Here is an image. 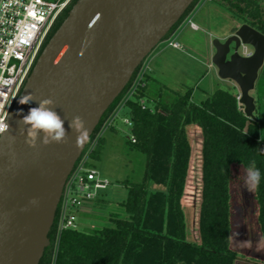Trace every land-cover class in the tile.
<instances>
[{"label":"trees","instance_id":"obj_1","mask_svg":"<svg viewBox=\"0 0 264 264\" xmlns=\"http://www.w3.org/2000/svg\"><path fill=\"white\" fill-rule=\"evenodd\" d=\"M196 1L170 33L178 28ZM211 1L240 20L241 25L247 24L264 35V0ZM70 7L56 21L46 41ZM140 67L103 114L75 165L85 159L84 166L92 168V163L100 160L105 139L95 138L96 132L122 102L118 113L122 111L123 118L130 121L134 140H128L129 150L144 157L140 180H125L123 184L127 196L118 207L127 217L110 214L108 227L67 229L56 238L59 203L48 234L49 246L39 264H246L238 258L228 240L231 236V168L245 171L255 160L261 171V182L253 198L257 205L258 230L260 236L264 235V112L259 98L255 100L253 121L244 116L232 89H216L200 104L191 101L193 91L187 89L183 93L173 92L171 100L166 102L162 99L168 91L165 86L158 87L155 97L149 96L151 77L144 72L131 89L132 98L125 99ZM261 72L264 74V66ZM149 101L151 106L145 104ZM189 125L196 126L201 133L198 243L185 239L181 203L191 156L186 132ZM108 129L115 131L111 124ZM101 191L93 202V208L100 210L104 208Z\"/></svg>","mask_w":264,"mask_h":264},{"label":"water","instance_id":"obj_2","mask_svg":"<svg viewBox=\"0 0 264 264\" xmlns=\"http://www.w3.org/2000/svg\"><path fill=\"white\" fill-rule=\"evenodd\" d=\"M73 1L40 48L7 115L8 130L0 135V264H39L66 182L87 145L75 146L77 134L68 121L82 117L90 138L137 68L194 2ZM211 46L217 77L237 87L238 105L247 119L255 120L250 92L264 66V35L242 24L223 41L213 39ZM242 47L251 53L239 54ZM28 93L37 101H54L65 120L66 142L26 143L29 126L18 121L37 105L18 100Z\"/></svg>","mask_w":264,"mask_h":264},{"label":"rangeland","instance_id":"obj_3","mask_svg":"<svg viewBox=\"0 0 264 264\" xmlns=\"http://www.w3.org/2000/svg\"><path fill=\"white\" fill-rule=\"evenodd\" d=\"M188 18L197 26V31L190 29ZM240 25V20L231 17L225 9L211 0H197L178 28L169 32L165 40L161 41L145 58L124 98L131 97V89L140 75L145 72L151 77L148 86L151 98L156 96L159 86H165L168 91L162 95V99L166 102L171 100L173 92L183 93L187 89H192L191 101L194 104H200L214 90H231L232 87L238 99L237 87L230 81L220 80L217 77L216 68L211 65V55L214 53L211 41L213 39L223 41ZM173 38L180 45V49L176 50L168 46V42ZM247 49L248 52L252 51L250 47ZM238 52L242 54V48ZM250 96L255 100L259 98L262 112H264V74L261 70L258 73L255 89L250 92ZM145 104L151 106L150 101ZM121 105L122 102L112 111L95 135V138L102 136L105 139L100 160L92 163V169L98 173L99 179L107 182L106 188L100 192L104 200V208L100 210L92 206L90 213L79 214L76 230H83L86 227H108L110 224L107 219L110 214H118L120 218L127 217L118 207V203L125 200L127 196V190L123 184L125 180L132 182L140 180L144 157L140 153L129 150L128 140L131 132L130 128L122 122L123 112L118 113ZM110 124L114 126V132L109 131ZM186 132L191 146V156L181 203L185 221V239L187 242L198 243V213L202 187L201 133L193 125L187 126ZM93 143L94 141L92 145ZM231 169V236L238 232L237 240L251 239L255 242L260 236L257 226V205L253 193L244 188L245 171L234 170V166ZM231 246L241 260L261 264L259 261H261V255H264V250L257 251L255 247L240 248L232 242Z\"/></svg>","mask_w":264,"mask_h":264},{"label":"built area","instance_id":"obj_4","mask_svg":"<svg viewBox=\"0 0 264 264\" xmlns=\"http://www.w3.org/2000/svg\"><path fill=\"white\" fill-rule=\"evenodd\" d=\"M71 1L0 0V121L3 123L6 124L14 100L55 21ZM188 24L191 29L198 30L190 20ZM168 46L180 49L174 41H169ZM250 53L242 47L243 56ZM122 122L130 127L127 118ZM130 140L134 142L132 137ZM84 162L85 159L73 169L66 182L60 200L56 238L63 230L77 228L78 215L91 212L98 192L107 186V182L99 179L94 169L86 168Z\"/></svg>","mask_w":264,"mask_h":264},{"label":"clouds","instance_id":"obj_5","mask_svg":"<svg viewBox=\"0 0 264 264\" xmlns=\"http://www.w3.org/2000/svg\"><path fill=\"white\" fill-rule=\"evenodd\" d=\"M36 101L35 107H30L26 115H22V118L18 123L27 125V138L26 143L31 147H36L37 141L44 145L51 143H64L67 140V129L64 127L65 120L54 110V101L51 98L39 99L37 101L31 93L20 97L18 103L21 105L31 104ZM18 112L17 115H21ZM9 125L0 121V133L8 130ZM68 128L72 129L76 135V147L80 148L89 140V131L85 127V121L80 116H74L68 121ZM24 133V129H21V134ZM40 133H43L41 138ZM244 188L247 191L254 193L261 182V171L256 165V161L252 160L249 165L245 168L243 177ZM239 235L236 232L234 235L229 236L228 240L235 243L240 248H253L260 251L264 250V235L258 237L254 242L251 239L248 240H237L236 237Z\"/></svg>","mask_w":264,"mask_h":264},{"label":"crops","instance_id":"obj_6","mask_svg":"<svg viewBox=\"0 0 264 264\" xmlns=\"http://www.w3.org/2000/svg\"><path fill=\"white\" fill-rule=\"evenodd\" d=\"M188 21H189V18H188ZM187 21V22H188ZM191 21V20H190ZM191 29V28H190ZM192 31H197V30H194V29H191ZM176 34V33H175ZM170 41H174V42H176L175 41V38H173L172 40H170ZM177 50V49H176ZM214 54V53H213ZM212 54V55H213ZM212 55H211V57H212ZM212 65V64H211ZM213 66V65H212ZM214 67V66H213ZM209 68H211V67H209ZM217 71V70H216ZM227 83V82H226ZM229 83V82H228ZM232 85V84H231ZM229 86V85H228ZM233 86V85H232ZM232 90H234V88L232 87ZM262 257L260 258L261 259V261H259V262H261V264H264V255H261ZM244 261H246V260H244ZM246 264H256V263H251L250 261H246L245 262Z\"/></svg>","mask_w":264,"mask_h":264},{"label":"flooded vegetation","instance_id":"obj_7","mask_svg":"<svg viewBox=\"0 0 264 264\" xmlns=\"http://www.w3.org/2000/svg\"><path fill=\"white\" fill-rule=\"evenodd\" d=\"M63 15H64V12H62V13L60 14V16L57 18V20H58V19H61V17H62ZM57 20H56V21H57ZM56 21H55V23H56ZM55 23H54V24H55ZM53 26H54V25H53ZM52 28H53V27H52ZM50 31H51V30H50ZM234 32H235V31H233V33H230V35H228V36L233 35ZM228 36H227V37H228ZM227 37H226V38H227ZM247 48H248V47H247ZM247 50H248V49H247Z\"/></svg>","mask_w":264,"mask_h":264}]
</instances>
